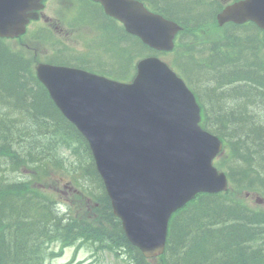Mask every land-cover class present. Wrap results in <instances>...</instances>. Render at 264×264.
Segmentation results:
<instances>
[{
    "label": "trees",
    "instance_id": "16d2710c",
    "mask_svg": "<svg viewBox=\"0 0 264 264\" xmlns=\"http://www.w3.org/2000/svg\"><path fill=\"white\" fill-rule=\"evenodd\" d=\"M161 1L162 9L181 17L178 19L183 31L206 24L210 17V9L203 5L202 0H179L178 7L182 14L175 12L177 6L172 0ZM215 66L213 72L218 75L209 80H212L215 90L220 94L216 95L211 89L207 94L209 100L215 103V125L225 130L234 141L235 160L230 170L231 178L237 186H249L253 182L264 187V103L260 102L264 101L262 68L246 59L237 62L216 59ZM225 88L229 90L225 91ZM0 94L5 95L8 101L20 100L27 108L36 110L38 116L45 110H52L42 92L39 93V90L29 84L27 73L21 64L2 52ZM22 136L28 138L21 140L17 136L12 141L9 140L10 143L3 148L2 155L17 167L33 158L43 169L48 168L56 156L54 146L51 143L32 146L34 135L31 131H22ZM14 142L17 143L15 150L12 148ZM83 153L84 158L77 164V168L82 171L88 183L94 182L97 185L98 190L101 184L90 153L87 148ZM2 171L0 166V194L5 195L8 206L0 212V263L41 264L46 255L44 245L69 239L74 233L75 224L63 230L41 229L36 220L28 219L34 216L35 210L33 202L24 196V185L7 183L1 176ZM83 185V196L79 197V203L85 198H92V201L104 209V218L100 220L115 229L120 228L109 211L105 195L102 192L94 194L95 187ZM211 201L199 202L195 207V215L187 210L178 216L174 224L176 231L169 242L168 263L264 264V212L251 211L232 202L226 203L227 209L218 211L211 205ZM39 212L40 218L45 219L46 213L43 209H39ZM71 223L76 221L72 220ZM1 224H6L9 228L5 231ZM100 230L99 226L87 223L79 232L85 236H93L99 234ZM125 244L124 247L134 255V264H145L140 254L126 242Z\"/></svg>",
    "mask_w": 264,
    "mask_h": 264
},
{
    "label": "water",
    "instance_id": "95a60500",
    "mask_svg": "<svg viewBox=\"0 0 264 264\" xmlns=\"http://www.w3.org/2000/svg\"><path fill=\"white\" fill-rule=\"evenodd\" d=\"M101 1L107 14L123 22L127 31L141 37L146 44L159 49L171 47L172 36L178 29L175 24L147 13L133 1L124 0L123 6L118 3V7L111 1ZM27 4L28 2L26 7ZM19 18L15 33L22 32L21 26L27 22L25 14ZM246 19H252L264 28V0L239 3L219 17V21L242 22ZM0 34L12 35L6 31ZM145 62L139 66L138 75L132 85H116L84 78L79 85L62 82L58 86L60 79L53 71L40 69L39 74L57 101L76 95L78 105H90L94 102V97L98 101H108L122 95L131 100L130 105L144 103L145 109L140 118H149L146 125L117 127L106 144L99 143L94 148V156L101 176L113 180L108 181L110 188L107 185L106 187L115 213L122 218L125 229L136 230L128 234L130 240L140 248L149 245L150 251L146 255L151 256L157 253L162 238L160 219L164 214L160 212V204L187 194L201 181L200 176L208 177L205 172L216 148L213 139L198 129L190 130V134L192 139L196 134L200 137V147L196 142L173 131L175 128L169 119L167 106H181L182 103L187 105L185 91L163 69L156 66L145 69ZM186 119L184 114L179 123L183 133ZM79 122L89 140L96 137L95 130L98 126L108 123L98 108ZM184 176L190 178V185L181 180ZM118 183L134 185L143 193L146 215L136 216L119 206L117 200H128V194L119 188ZM177 189L180 190L178 193Z\"/></svg>",
    "mask_w": 264,
    "mask_h": 264
},
{
    "label": "rangeland",
    "instance_id": "374dc122",
    "mask_svg": "<svg viewBox=\"0 0 264 264\" xmlns=\"http://www.w3.org/2000/svg\"><path fill=\"white\" fill-rule=\"evenodd\" d=\"M163 1L164 2H170V0H163ZM172 1L175 2L176 6H177L175 9V12H178V14H182L183 12H181L180 8L178 7L179 6V0H172ZM182 1H184V0H182ZM153 2L161 7V2H162L161 0H154ZM59 5L60 4H58L57 2L52 3V5L50 4V6H47L45 8V10H43L42 14L50 22H54L55 24H57V22H58L61 25H65L62 21H60L57 18L61 17V15L63 14V11L66 9H67V14L69 15V10L71 7L70 6H64L61 9L60 8L61 6H59ZM167 7H170V5H167ZM172 15H174V14H172ZM174 16L177 17V15H174ZM179 17L180 16H178V18ZM77 18L86 20V22L90 23L91 25H93L97 29V32H98V36L96 37L97 40L94 41V43L88 44L90 50L92 51V56L97 57V56H101V54L103 56H105V52L109 48H111L112 44L114 45L115 48H117L118 44H114V43H116L115 40L120 41L121 44H124L123 41L121 40V38L117 35L118 31L113 32L111 30L113 23L107 19L102 18L100 11L97 7L84 2L83 10H81L77 14ZM66 26H69V25L66 24ZM199 27H197V28L193 27V29L190 30L191 32L187 31V30L183 31V36L185 37L186 42H190V41L193 42L194 41V35H195V33ZM105 28H107V29H105ZM116 28H117V26H116ZM79 29L84 30L82 28H79ZM235 33H237L239 36H246V35L249 36L248 31L242 32V33H238V32H235ZM84 34L90 35V31L86 30ZM229 34L231 36L236 35L234 33H229ZM111 38H112V41H111ZM70 45L78 46L79 44H70ZM99 47L104 48V50L101 52V49ZM207 52H208V48L202 47L197 52V54L200 56H204L207 54ZM84 53L88 54V53H90V51L88 49H85ZM234 53L237 55L239 52H238V50H236V51H234ZM242 54L246 60H249L250 62L254 63L257 66H259V63L262 62L260 59H256V56H255L252 48L245 50ZM115 55L118 58L119 57V51ZM159 57L163 60H167V56L161 55ZM120 63L122 65H125L127 63L126 58H121ZM194 77H195V75H193V78ZM194 82L197 85V87L201 86V84H198L196 80H194ZM21 112H22V110H20L19 113H21ZM30 126L38 128V130H40L41 127H51L52 124L49 123L47 120H45L43 117H38V120L34 124H31ZM31 130L34 131L36 129L33 128ZM73 174H75V172H73ZM49 182L61 183L60 189L62 191L63 198H67V192H71V191L74 192V187L72 185V182L70 181L68 174L65 172H61L58 175H51ZM62 185L65 188H62ZM69 197H71V195ZM6 226H8V225H6ZM71 254H72V249H67L66 255H64L62 258L53 260L50 264H64L70 260ZM78 263H80V264H118L114 261V259H112L110 257H105V258L104 257L95 258L94 256L90 257V254L86 251H80L77 255L76 260L71 264H78Z\"/></svg>",
    "mask_w": 264,
    "mask_h": 264
},
{
    "label": "bare ground",
    "instance_id": "6f19581e",
    "mask_svg": "<svg viewBox=\"0 0 264 264\" xmlns=\"http://www.w3.org/2000/svg\"><path fill=\"white\" fill-rule=\"evenodd\" d=\"M180 26H181V24H180ZM181 28H182V31H183V27L181 26Z\"/></svg>",
    "mask_w": 264,
    "mask_h": 264
}]
</instances>
